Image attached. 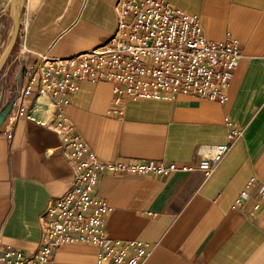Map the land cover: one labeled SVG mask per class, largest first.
Masks as SVG:
<instances>
[{
    "label": "crops",
    "instance_id": "obj_1",
    "mask_svg": "<svg viewBox=\"0 0 264 264\" xmlns=\"http://www.w3.org/2000/svg\"><path fill=\"white\" fill-rule=\"evenodd\" d=\"M11 1L0 0V58L15 29ZM116 1L20 0L17 44L0 72V111L45 57L73 56L108 40L117 27ZM165 1L198 16L209 40L241 43L227 102L127 98L118 115L110 82L83 80L64 104L61 96H39V79L29 99L35 119L21 118L12 141L4 124L0 129V243L35 251L41 215L73 184L75 163L46 124L61 121L62 112L105 164L197 166L203 147L234 142L211 177L200 170H105L95 195L112 208L108 238L145 245L142 264H264V0ZM100 252L64 245L53 264H97Z\"/></svg>",
    "mask_w": 264,
    "mask_h": 264
},
{
    "label": "built area",
    "instance_id": "obj_2",
    "mask_svg": "<svg viewBox=\"0 0 264 264\" xmlns=\"http://www.w3.org/2000/svg\"><path fill=\"white\" fill-rule=\"evenodd\" d=\"M115 10L117 27L104 43L65 58L45 57L33 71L26 72L29 82L16 91L4 123L3 134L8 141L13 140L21 118L35 119L29 99L39 79V96H61L64 104L69 103L65 96L78 91L83 80L110 82L115 94L112 111L118 115L123 113L120 106L127 98L174 99L185 95L227 102L231 80L242 58L238 40H209L198 16L165 0H117ZM59 116L61 121L46 124L63 139L67 157L75 163L73 184L41 215L39 247L26 253L0 243V264H53L56 250L68 244L100 247L97 264H142L148 256L145 245L108 238L112 208L95 195L102 173L112 170L165 176L200 170L208 178L234 143L203 147L197 166L165 162L105 164L81 135L73 132V124L62 112ZM236 135L232 130L229 138L233 140ZM131 250L135 251L132 256Z\"/></svg>",
    "mask_w": 264,
    "mask_h": 264
},
{
    "label": "water",
    "instance_id": "obj_3",
    "mask_svg": "<svg viewBox=\"0 0 264 264\" xmlns=\"http://www.w3.org/2000/svg\"><path fill=\"white\" fill-rule=\"evenodd\" d=\"M20 0H12L11 1V15L15 21V29L12 34V37L6 47L5 52L0 58V72L2 71L3 67L7 63L10 55L12 54L18 40L19 32H20V20L18 17L17 6ZM14 105V100H11L1 111H0V129L5 123L9 113L12 111Z\"/></svg>",
    "mask_w": 264,
    "mask_h": 264
}]
</instances>
